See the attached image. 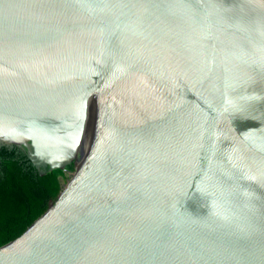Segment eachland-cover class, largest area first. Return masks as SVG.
Masks as SVG:
<instances>
[{
    "label": "water",
    "instance_id": "1",
    "mask_svg": "<svg viewBox=\"0 0 264 264\" xmlns=\"http://www.w3.org/2000/svg\"><path fill=\"white\" fill-rule=\"evenodd\" d=\"M67 172L0 264H264V0H0V150Z\"/></svg>",
    "mask_w": 264,
    "mask_h": 264
},
{
    "label": "trees",
    "instance_id": "2",
    "mask_svg": "<svg viewBox=\"0 0 264 264\" xmlns=\"http://www.w3.org/2000/svg\"><path fill=\"white\" fill-rule=\"evenodd\" d=\"M74 172V165L68 167ZM67 172L41 174L18 148L0 150V249L49 216L68 188Z\"/></svg>",
    "mask_w": 264,
    "mask_h": 264
},
{
    "label": "flooded vegetation",
    "instance_id": "3",
    "mask_svg": "<svg viewBox=\"0 0 264 264\" xmlns=\"http://www.w3.org/2000/svg\"><path fill=\"white\" fill-rule=\"evenodd\" d=\"M66 172H70V170H67Z\"/></svg>",
    "mask_w": 264,
    "mask_h": 264
}]
</instances>
